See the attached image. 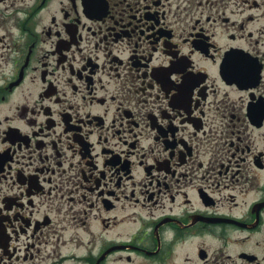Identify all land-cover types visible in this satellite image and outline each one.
<instances>
[{"label":"flooded vegetation","instance_id":"flooded-vegetation-1","mask_svg":"<svg viewBox=\"0 0 264 264\" xmlns=\"http://www.w3.org/2000/svg\"><path fill=\"white\" fill-rule=\"evenodd\" d=\"M0 264H264V0H0Z\"/></svg>","mask_w":264,"mask_h":264}]
</instances>
